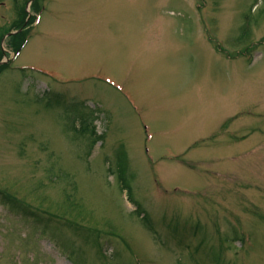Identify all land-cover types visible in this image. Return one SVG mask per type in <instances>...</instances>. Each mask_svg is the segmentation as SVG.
Segmentation results:
<instances>
[{"label":"rangeland","instance_id":"1","mask_svg":"<svg viewBox=\"0 0 264 264\" xmlns=\"http://www.w3.org/2000/svg\"><path fill=\"white\" fill-rule=\"evenodd\" d=\"M0 264H264V0H0Z\"/></svg>","mask_w":264,"mask_h":264},{"label":"trees","instance_id":"2","mask_svg":"<svg viewBox=\"0 0 264 264\" xmlns=\"http://www.w3.org/2000/svg\"><path fill=\"white\" fill-rule=\"evenodd\" d=\"M89 120V116H86V117H83V116H79L76 120L74 119L73 120V123L76 124L80 121V126L79 128L81 129L80 131L84 132L86 130H88L89 126H88V123L87 121ZM95 128L96 127H93L92 131L95 133ZM76 129V128H75ZM78 129V128H77ZM104 134L100 135L99 138L102 140L104 139ZM128 156L125 154V152L121 151L119 154H118V169H119V172L120 174L122 175V178H123V181H126V177L125 175H127L128 173V168H129V165H128ZM124 176V177H123ZM126 186H128V184L125 182V188ZM19 202V201H18ZM138 211L140 212V214L143 213V211H141V209L139 208ZM145 214V213H144ZM34 217L37 219V220H40L41 219V216L35 214ZM143 217H146V214L143 216ZM147 218V217H146ZM145 219V218H144Z\"/></svg>","mask_w":264,"mask_h":264}]
</instances>
